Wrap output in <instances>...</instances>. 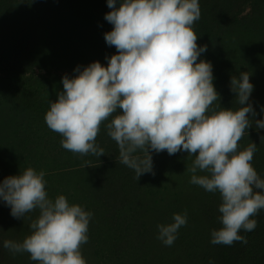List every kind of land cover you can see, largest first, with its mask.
<instances>
[{
	"label": "clouds",
	"instance_id": "obj_1",
	"mask_svg": "<svg viewBox=\"0 0 264 264\" xmlns=\"http://www.w3.org/2000/svg\"><path fill=\"white\" fill-rule=\"evenodd\" d=\"M107 6L112 10L104 18L113 28L104 38L116 53L105 57L106 65L94 61L62 77L64 90L50 101L45 116L48 128L62 136L65 150L101 157L105 152L96 137L108 121L107 135L118 145L119 162L137 178L152 171V153L186 152L194 157L190 183L220 194L222 227L212 230L210 243L246 244L239 233L253 231L258 224L253 217L264 210V178L252 165L258 145L238 147L257 115L251 74L231 78L236 110L214 108L220 97L213 66L197 62L207 50L197 44L193 30L201 16L199 0H107ZM255 127L264 129V119L255 120ZM45 177L44 170L28 167L0 182V201L14 218L39 210L31 234L22 242L4 240L3 247L13 254L27 252L38 264H87L81 245L88 242L93 213L63 194L50 198ZM172 221L157 225V239L166 246L187 224V211L174 213Z\"/></svg>",
	"mask_w": 264,
	"mask_h": 264
},
{
	"label": "rangeland",
	"instance_id": "obj_2",
	"mask_svg": "<svg viewBox=\"0 0 264 264\" xmlns=\"http://www.w3.org/2000/svg\"><path fill=\"white\" fill-rule=\"evenodd\" d=\"M203 2L205 6L213 8L208 38L226 45L245 40L254 47L259 45L261 38L264 39V0H203ZM8 5L24 9L25 17L12 18ZM5 6L6 8L0 7V55L2 56L0 58V103L3 104V111H5L0 114V144L2 146L0 182L8 176H13L10 169L20 167L17 159L27 163L25 159L33 158L30 153H26L21 140L28 142L26 131L33 124L32 119L38 107L41 108L42 98L40 97L46 96L49 101L55 102L58 93L64 90L62 77L65 74L70 77L76 75L74 69L78 66V60L79 66H87L94 61L107 64V60L103 61L105 55L101 52L105 53L109 45L102 42V39L104 34L109 32L111 24L104 17L112 10L107 6V0H10L5 3ZM83 23L94 29L91 32L93 36L87 38L86 36L91 33L83 30L77 42H71L68 49L72 48L71 53L77 52L74 56L69 57L70 54L65 52V48H60L57 41L47 39L44 43L50 28L81 27ZM255 26L257 30H254ZM258 33L261 38L253 39L252 37ZM206 38H198L197 44L205 45ZM115 53L114 47L113 54ZM71 58L73 60L69 62ZM11 76L14 77L11 78ZM36 89L40 90V95L34 92ZM25 110L27 111L24 112ZM253 127L256 128L255 125ZM255 131L258 132L257 136L251 138V141L260 146L264 144V129ZM7 149L11 150L7 151ZM261 153L264 156V147ZM58 163L61 168L65 167L63 161L59 160ZM155 163L153 160V167ZM33 168L40 169L37 166ZM198 174L205 173L198 172ZM190 175H192L191 172ZM184 181L181 188L163 191L160 199L162 206L151 202L147 209L153 208L154 213L151 211L150 213L155 216L142 215L147 228L133 232L140 244L149 248L150 254L147 253L151 258L148 264H163L161 259L166 254L167 260L173 264H209V260H214L215 264H264V210H260L256 215L258 224L253 231L241 230L239 233L246 237V244L237 241L231 246L213 245L210 243L211 232L221 227L218 219L221 215L218 211L221 203L220 194L207 192L202 187L191 184L190 179H187L188 182L186 179ZM177 206L188 210V222L179 229L178 238L174 244L166 246L157 239L158 229L156 230L154 226L158 220H160L158 224L173 222L172 217L178 210ZM4 208H7V211H4ZM173 208L176 210L174 211ZM109 211L107 217L122 218V206L110 207ZM92 213L89 239L86 244L81 245V251L87 264H102L98 261L95 236V229L100 224L99 215ZM8 216L9 220L6 218ZM37 218L32 217L30 212L26 213L23 219L13 218L10 208L0 201V230L2 228L10 230L8 234L7 231L4 233L5 240L22 242L31 234L30 224ZM139 234L142 235L138 236ZM4 239H0L2 264H38L30 259V254L27 252L13 254L8 249L2 250L1 245L3 246ZM127 244L128 242L126 246ZM118 248L120 246L114 249L116 253L120 252ZM107 256L113 261L116 260L115 255L107 254ZM138 264H141V261Z\"/></svg>",
	"mask_w": 264,
	"mask_h": 264
},
{
	"label": "trees",
	"instance_id": "obj_3",
	"mask_svg": "<svg viewBox=\"0 0 264 264\" xmlns=\"http://www.w3.org/2000/svg\"><path fill=\"white\" fill-rule=\"evenodd\" d=\"M7 1L10 0H0V7L6 8L5 3ZM199 5L201 16L195 22L193 30L199 39L207 37V41L205 42L207 50L201 54L197 62L203 59L211 62L213 66V75L215 77L213 83L220 97L219 100L213 103V107L216 108L219 105L223 108H233V110L239 107L236 103V94L231 90L230 81L233 76L238 77L240 72L247 71L251 74L250 82L254 85V91L251 94L253 107L257 113L253 118L254 126L255 120L264 119V113L260 111V107L264 105V39L259 34L261 32L252 37L253 39H262L256 47L245 40L238 41L232 45L216 42L212 38H208L211 30L210 16L213 13V8L212 6H205L203 0H199ZM9 7L12 18L23 19L25 17L26 12L21 7ZM112 28L113 26L110 25L109 31ZM83 30L88 33L94 31V29L87 27L84 23L81 27L67 29L52 27L47 31L44 43L47 39L57 41L60 44V48H65V52L67 51L70 54L69 57H72L77 52L71 53L72 48L69 50L68 47L71 42H77ZM254 30H257V26L254 27ZM92 36L91 33L86 37L90 38ZM100 38L102 39V37ZM102 42H106L105 38L102 39ZM113 53L114 46H109L105 50V53L102 51L101 54L105 55L103 61L106 60L105 57H110ZM72 60L71 58L68 61L72 62ZM79 64L80 61L78 60V66ZM15 77L17 76L15 75ZM34 92L37 95L41 94L38 89L34 90ZM40 98H42L41 108L38 107L37 113L32 119L33 124L26 131L28 142L21 140L26 153H30L33 158L25 159L27 163H23L17 159L20 167L8 169L13 172L14 176V173L18 174L19 171H23L28 167H39V170L46 172V189L50 198L55 199L57 196L63 194L70 203L80 204L86 211L99 215L98 220L100 224L95 229L99 263L138 264L141 261V264H148L151 258L148 252L149 248L142 246L133 232L147 228V223L144 221L145 218L142 215L147 216L149 214L148 217L155 216L153 208L150 207L151 209L148 210L147 207L149 208L151 202H156L159 206H162L160 199L164 190L168 189L167 191H169L172 188H181V184L185 183L184 179L186 181L187 179H191L188 169L191 167L194 157H188L186 152H177L174 155H169L166 150L158 154L152 153L153 160L156 162L155 166L151 172L144 173L137 178L133 170L119 162L118 145L107 135L105 124L108 121L101 124L100 132L96 137V143L104 149L105 155L97 157L89 154L88 156L81 157L78 153L65 150L61 146L62 136L48 128L45 116L46 111L50 108V101L46 96H41ZM3 108V104L0 103V114L5 112ZM217 110L219 109L217 108ZM249 115L251 116V114ZM112 118L109 117V121ZM253 126L248 129V132H245L238 142L240 150L246 148L252 142L251 138L257 136L258 132L255 131L257 128ZM263 147L264 144L258 146V151L254 154L252 160V165L261 178H264V156L261 153ZM1 149L2 146L0 144ZM10 150L7 149V151ZM59 160L63 161L64 168H61L60 162L58 163ZM85 161L88 162V166H85ZM116 205L123 208L122 218L107 217V214L110 212L109 208ZM177 207L178 210L173 208L174 211L176 210V213H183L185 210L188 213L186 208L182 206ZM3 210L7 211V208ZM150 211L153 213H150ZM30 213L34 218L39 216L38 209ZM2 215L4 216L3 213ZM255 217L253 218L255 219ZM6 218L9 220V216ZM159 221H156L154 226L156 230ZM106 225L110 226L106 228ZM0 231L1 240L5 238L4 233L6 231L7 234L10 232V230H5L4 228ZM141 235L139 234L138 236ZM125 241L126 243L128 242L129 248L126 246V243L124 244ZM116 246H120L118 248L120 252L118 253L114 250ZM1 248L2 250L5 249L2 245ZM107 254L111 256L115 255L116 260L113 261ZM167 259L168 255L166 254L161 259L162 263L173 264ZM0 264L2 263L0 262Z\"/></svg>",
	"mask_w": 264,
	"mask_h": 264
}]
</instances>
